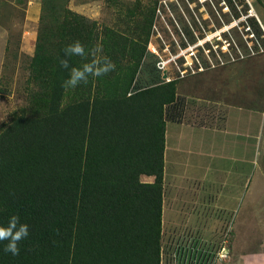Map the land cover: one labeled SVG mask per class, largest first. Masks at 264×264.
Returning <instances> with one entry per match:
<instances>
[{"label":"rangeland","instance_id":"1","mask_svg":"<svg viewBox=\"0 0 264 264\" xmlns=\"http://www.w3.org/2000/svg\"><path fill=\"white\" fill-rule=\"evenodd\" d=\"M27 3H0V132L21 114L43 113L39 103L49 87L40 67L64 39L67 11L88 19L102 35L113 30L135 37L139 25L150 26L131 91L175 80L177 122L195 124L201 136L203 126L216 129V144L204 148L212 156L197 161L193 198L201 203L189 211L196 210L199 219L174 218L167 210L161 264H264V0H42L35 47L42 28L44 47L37 61L35 53L20 49ZM186 49L165 78L158 60ZM190 55L195 72L182 76L179 68L187 67ZM168 169L163 203L165 196L167 206L176 201L178 212L185 211L186 195L177 189L174 195L170 182L182 173ZM210 169L216 172L213 180ZM190 223L202 229L200 235L181 234Z\"/></svg>","mask_w":264,"mask_h":264},{"label":"trees","instance_id":"2","mask_svg":"<svg viewBox=\"0 0 264 264\" xmlns=\"http://www.w3.org/2000/svg\"><path fill=\"white\" fill-rule=\"evenodd\" d=\"M67 13L64 39L40 67L49 87L43 113L21 114L0 132V222L18 215L29 225L19 255L0 242V264H161L165 133L168 121L177 122L176 81L131 91L150 26L139 25L135 37L102 35ZM75 35L86 50L101 44L115 70L65 89L69 70L59 60ZM43 37L42 28L34 61Z\"/></svg>","mask_w":264,"mask_h":264},{"label":"crops","instance_id":"3","mask_svg":"<svg viewBox=\"0 0 264 264\" xmlns=\"http://www.w3.org/2000/svg\"><path fill=\"white\" fill-rule=\"evenodd\" d=\"M0 3H6V0H0ZM41 6H42V0H28L27 6H26V14H25V20H24V27L25 30L22 34L21 41H20V49L24 51L28 55H33L35 53V41L37 39V31L35 27H38V23L41 17ZM29 27L31 31L26 30V27ZM203 131L206 132V135L208 134V137L201 136L200 129L195 124L185 123V122H167L166 123V133H165V151H164V180H165V186H164V195L166 190V182L168 179V166L172 172L177 171L179 172L180 169H178V164L182 165V169L180 170L182 179H177L176 173H174V176L171 177V183H173V192L174 195L177 196V193L186 195L187 199L183 203H181L182 206L186 207L185 211L178 212L176 201L172 203L169 206H167L166 198L164 196V203H163V226H164V217L166 215L167 210L171 211L174 218L179 219H187L189 222L191 220L199 219V213L195 211H189V206H193V208L197 207L198 203H201L199 201H196L195 198H193L194 191H196L197 185H198V178L197 177V161L199 156H212L211 151L206 153L204 152V148L207 146L210 149L212 148L213 142L216 144V129L203 126ZM184 157H189L187 160L184 159ZM193 157V158H192ZM213 157H216L213 155ZM210 171H212L210 169ZM179 172V173H180ZM196 173V174H195ZM211 180L215 177V171H212ZM145 182H152L154 181L153 176H147L144 175ZM191 178V180H190ZM175 179V180H174ZM188 180V182L186 181ZM177 187V188H176ZM180 187L181 189H178ZM188 188V191L186 190ZM192 188V189H189ZM178 191H177V190ZM177 191V193H176ZM174 196V199H177V197ZM193 199H192V198ZM176 203V204H175ZM175 204V205H174ZM198 213V214H197ZM175 215V216H174ZM189 227H187L184 231L181 232L183 234L185 231L190 232L187 233L188 235L195 234L200 235L202 232V229L195 228L193 225L191 226V223L188 224ZM164 232V229L163 231ZM204 234V232L202 233Z\"/></svg>","mask_w":264,"mask_h":264},{"label":"clouds","instance_id":"4","mask_svg":"<svg viewBox=\"0 0 264 264\" xmlns=\"http://www.w3.org/2000/svg\"><path fill=\"white\" fill-rule=\"evenodd\" d=\"M102 45L97 43L93 48L86 50L79 40L64 47V56L59 60L60 66L69 70L68 78L62 83L65 89L76 88L81 83L87 84L89 77H101L115 70V64L107 56L102 55ZM78 56L85 61L80 67L71 66V58ZM29 235V225L22 223L18 215L11 216L7 223L0 222V242L7 241L5 253L19 255V243Z\"/></svg>","mask_w":264,"mask_h":264},{"label":"built area","instance_id":"5","mask_svg":"<svg viewBox=\"0 0 264 264\" xmlns=\"http://www.w3.org/2000/svg\"><path fill=\"white\" fill-rule=\"evenodd\" d=\"M198 1L200 3H204L205 1H212V0H198ZM152 50H154L153 52H155L156 51L155 47H153ZM187 52H189V51L186 49L184 51H180L176 55H169L168 57H161L160 54L158 53L161 58L158 60L157 66L164 73L165 78L168 76L167 67H169L170 64L178 65V59L180 58V56L181 57H185ZM189 62H191V63H189ZM193 64H194L193 55H190L189 58H185V62L183 64V66L186 65L187 67L186 68H179V71H180L181 75L182 76L186 75V73L189 71V69L192 70V72H195V68L193 67ZM200 70H201V67H200Z\"/></svg>","mask_w":264,"mask_h":264},{"label":"water","instance_id":"6","mask_svg":"<svg viewBox=\"0 0 264 264\" xmlns=\"http://www.w3.org/2000/svg\"><path fill=\"white\" fill-rule=\"evenodd\" d=\"M165 77V76H164Z\"/></svg>","mask_w":264,"mask_h":264}]
</instances>
